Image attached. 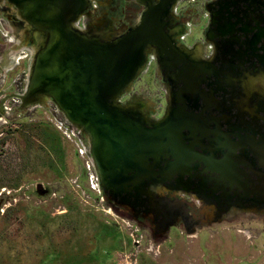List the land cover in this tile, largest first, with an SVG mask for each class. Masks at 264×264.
<instances>
[{"label": "flooded vegetation", "instance_id": "flooded-vegetation-1", "mask_svg": "<svg viewBox=\"0 0 264 264\" xmlns=\"http://www.w3.org/2000/svg\"><path fill=\"white\" fill-rule=\"evenodd\" d=\"M111 1L96 0L87 26L90 35L101 38L107 32L100 29L110 21ZM184 3L179 14L167 15L163 27L172 51L163 53L151 45L156 56L141 73L153 72L165 96L158 107L161 116L149 118L147 104L130 92L121 105L146 128L170 117L174 145L164 156L155 151V140L146 141L147 149L137 158L140 169L115 181L120 190L102 189L109 201L127 207L125 212L142 225L149 218L157 233L194 231L206 218L218 221L232 209L264 210V0ZM15 19L16 40L25 22ZM187 23L192 29L184 35ZM195 29L201 33L197 39L192 38ZM5 30L0 34L2 123L9 122L4 116L15 102L10 90L27 80L25 55L17 56L15 50L33 43L31 27L29 36L12 45V33Z\"/></svg>", "mask_w": 264, "mask_h": 264}, {"label": "rangeland", "instance_id": "rangeland-1", "mask_svg": "<svg viewBox=\"0 0 264 264\" xmlns=\"http://www.w3.org/2000/svg\"><path fill=\"white\" fill-rule=\"evenodd\" d=\"M110 3V21L100 29L108 31L103 38L133 28L145 9L140 0ZM12 8L0 1V34L5 29L12 33L19 22ZM168 14L177 15L171 8ZM24 29L19 39L12 33L8 43L19 44L29 36L27 24ZM200 34L195 29L192 38ZM31 37V47L15 50L27 61L26 85L10 90L15 102L4 116L9 122L0 118V264H264V210L232 209L218 221L206 218L194 231L157 233L149 218L144 226L125 212L127 207L109 201L102 186L100 193L90 190L74 146L57 122L76 125L65 122L52 97L31 106L19 97L43 40L34 29ZM149 73H140L127 87L147 104L149 118L156 119L165 96Z\"/></svg>", "mask_w": 264, "mask_h": 264}, {"label": "water", "instance_id": "water-1", "mask_svg": "<svg viewBox=\"0 0 264 264\" xmlns=\"http://www.w3.org/2000/svg\"><path fill=\"white\" fill-rule=\"evenodd\" d=\"M1 1L15 6L19 18L46 37L21 96L23 103L38 101L42 94L54 99L87 135L103 188L120 190L115 181L127 171L140 169L137 158L147 149L146 141L155 140V151L164 156L171 150L170 117L146 128L116 98L143 70L147 45H157L163 53L171 50L163 27L174 0L154 4V0H140L145 10L139 22L116 39L73 28L75 18L87 10L88 0Z\"/></svg>", "mask_w": 264, "mask_h": 264}, {"label": "built area", "instance_id": "built-area-1", "mask_svg": "<svg viewBox=\"0 0 264 264\" xmlns=\"http://www.w3.org/2000/svg\"><path fill=\"white\" fill-rule=\"evenodd\" d=\"M88 1H89V6H88L87 10L82 12V13H80L75 18V20L72 22V24H74L73 26L75 28H77L79 31H82V32L88 31L87 30L88 21L91 19V14H92L93 9H95L96 6H97L96 0H88ZM192 1L193 0H179L178 2H176L174 7H173V4H172V6H171L172 9L171 10H172L173 13L178 14L179 12H177V11L179 10V7H180V5L182 3H184V2L191 3ZM186 28L188 30L186 29V32L184 33V35H187V34L190 33V31L192 29L191 24L187 23ZM152 56L153 55L150 54L149 58H148V61L147 62L145 61L146 63L144 64V69L142 70L141 73L146 72L148 67L154 61ZM131 89H132L131 87L124 89V91L122 92L121 96L116 98V102L118 104L122 105V103H123L122 100H123L124 96L126 94H128L130 92L129 90H131ZM57 123H58L59 130L62 131V133L66 136V138L74 146L77 158L81 162V169L84 172V174H83L84 175V179H85L89 189L92 190V191H96L97 193H100L101 184H100L98 173L96 171V167H95V163H94V160H93V156L91 154L90 143H89L87 135L84 132H82L81 128L76 127L77 125L75 126V128H69L63 122L59 121ZM66 123H68V122H66Z\"/></svg>", "mask_w": 264, "mask_h": 264}, {"label": "bare ground", "instance_id": "bare-ground-1", "mask_svg": "<svg viewBox=\"0 0 264 264\" xmlns=\"http://www.w3.org/2000/svg\"><path fill=\"white\" fill-rule=\"evenodd\" d=\"M1 1V0H0ZM176 1L177 0H174V2H172L173 3V6H174V4L176 3ZM3 3H7V2H5V1H2ZM171 3V4H172ZM8 4V3H7ZM10 7H11V9H13L12 8V6L10 5V4H8ZM171 9H172V7H171ZM16 12V11H15ZM17 13V12H16ZM17 18V17H16ZM18 19H20V18H18ZM22 20V19H21ZM25 22V21H24ZM25 24H27L26 22H25ZM28 25V24H27ZM74 24H72V26H73ZM29 26V25H28ZM29 28H30V26H29ZM73 28H75L74 26H73ZM76 30H78L77 28H75ZM36 32V31H35ZM117 37H119V35H117L116 37H113V38H111V39H116ZM101 38H103V37H101ZM45 39H46V37L43 35V40H40L39 41V45L41 46V44H43V42L45 41ZM151 45H153V44H151ZM151 45H147L146 47H145V52L147 51V52H149L150 54H152L153 56L155 55L156 56V51H154V50H150V47H151ZM155 46V45H154ZM38 51H39V49H37L36 51H35V55H34V58H33V63H32V67H31V69H30V75H31V71H32V68H33V64H34V61H35V56L37 55V53H38ZM145 55V54H144ZM142 72V71H141ZM140 75V74H139ZM29 79H30V76H29ZM28 83H29V81H28ZM27 86H28V84H27ZM27 86H26V89H27ZM127 88H129V87H127ZM26 89H25V91L22 93V95H24L25 93H26ZM21 95V96H22ZM44 96V97H43ZM49 97H51V96H49V95H44V94H42V95H40V97L38 98V101L39 100H43V99H46V98H49ZM38 101H35V102H33V103H30V106L31 105H34V104H36ZM55 102V101H54ZM55 104H56V108H57V110L58 111H62L63 112V114L65 115V117H66V122H71L72 123V121H70L69 120V118L66 116V114H65V112L60 108V107H58V104L55 102ZM29 106V105H28ZM125 109V108H124ZM168 116H166L165 117V119L163 118V119H161L160 121H158V122H153L151 125L152 126H158V125H161L162 123H164V121L166 120V118H167ZM247 232H245L244 231V234H246Z\"/></svg>", "mask_w": 264, "mask_h": 264}]
</instances>
